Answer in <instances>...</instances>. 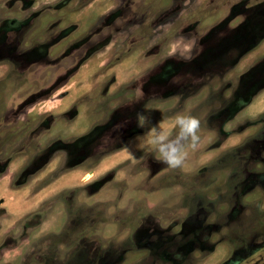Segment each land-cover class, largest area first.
<instances>
[{
  "label": "rangeland",
  "instance_id": "rangeland-1",
  "mask_svg": "<svg viewBox=\"0 0 264 264\" xmlns=\"http://www.w3.org/2000/svg\"><path fill=\"white\" fill-rule=\"evenodd\" d=\"M257 14L264 0H0V264H264ZM178 116L198 140L171 167Z\"/></svg>",
  "mask_w": 264,
  "mask_h": 264
},
{
  "label": "clouds",
  "instance_id": "clouds-1",
  "mask_svg": "<svg viewBox=\"0 0 264 264\" xmlns=\"http://www.w3.org/2000/svg\"><path fill=\"white\" fill-rule=\"evenodd\" d=\"M176 122L180 126L179 136L175 141L160 148L163 162L171 167H178L183 162L185 153L182 151L181 142L190 138L192 147H195L198 140L196 132L199 128V121L196 118L178 116Z\"/></svg>",
  "mask_w": 264,
  "mask_h": 264
},
{
  "label": "flooded vegetation",
  "instance_id": "flooded-vegetation-1",
  "mask_svg": "<svg viewBox=\"0 0 264 264\" xmlns=\"http://www.w3.org/2000/svg\"><path fill=\"white\" fill-rule=\"evenodd\" d=\"M257 16H258V17H259V16L261 17V18H259V19H261V20L258 21V22H264V20H262V18L264 17V14H263L262 16L259 15V14H257ZM121 159H122V157H121ZM118 161H119V160H118ZM106 162H107V161H106ZM106 162H103V164L106 163ZM110 162H111V161H109V162H107V163H110ZM103 164H102V165H103ZM114 164H115V163H114ZM102 165H101V167H100V168H101V172H106L107 170H109L110 167H108L106 170L103 171V170H102ZM91 177H92V174H88L87 177L85 178V180L90 179Z\"/></svg>",
  "mask_w": 264,
  "mask_h": 264
},
{
  "label": "bare ground",
  "instance_id": "bare-ground-1",
  "mask_svg": "<svg viewBox=\"0 0 264 264\" xmlns=\"http://www.w3.org/2000/svg\"><path fill=\"white\" fill-rule=\"evenodd\" d=\"M264 96V95H263ZM260 104V103H259ZM262 106H263V102H262V104H261ZM260 106V105H259ZM120 158H121V156H120ZM119 157H115V159L113 160V161H116L117 162V160H119L120 159ZM116 162H114V163H116ZM113 164V163H112ZM112 164H110V163H104L103 165H102V170L104 171V170H106L108 167H111V165Z\"/></svg>",
  "mask_w": 264,
  "mask_h": 264
}]
</instances>
